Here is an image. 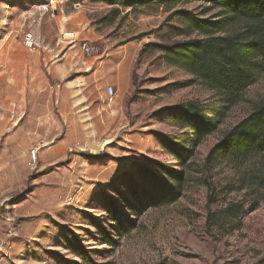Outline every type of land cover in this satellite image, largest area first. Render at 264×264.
<instances>
[{"label": "rangeland", "instance_id": "1", "mask_svg": "<svg viewBox=\"0 0 264 264\" xmlns=\"http://www.w3.org/2000/svg\"><path fill=\"white\" fill-rule=\"evenodd\" d=\"M176 8L200 13L205 5L183 0ZM168 14L104 0H0V57L13 59L16 81L14 107H0V264H264V203L244 217L239 231L221 236L204 226L207 210L254 198L248 188L240 190L252 164L237 170L219 161L207 168L204 158L264 102V65L243 101L196 145L181 198L134 216L137 228L122 237L110 228L108 201L130 215L121 199L141 168L159 176V166L179 168L162 141H181L184 130L160 112L187 101L218 105L212 92L146 46L182 40L170 34L175 20ZM64 29L78 31L92 46L85 57L91 70L102 62L98 77L118 84H92L89 107L61 100L71 101L66 93L74 70L61 77L45 69L44 61L66 50L58 41ZM24 32L41 43L38 52L23 48ZM2 84L0 78V94ZM107 86L116 91L111 103ZM207 184L215 204H207ZM69 243L82 247L91 263L68 250Z\"/></svg>", "mask_w": 264, "mask_h": 264}, {"label": "trees", "instance_id": "2", "mask_svg": "<svg viewBox=\"0 0 264 264\" xmlns=\"http://www.w3.org/2000/svg\"><path fill=\"white\" fill-rule=\"evenodd\" d=\"M110 6L124 9L139 7L163 8L172 37L182 40L171 44H148L158 51L163 61L185 71L208 91L212 92L218 105L187 101L165 108L160 112L177 127L184 130L181 141H162V146L178 165L177 170L159 166L160 176L141 168L138 181L126 186L127 197L122 202L127 215L108 201L106 213L112 233L122 237L137 228L136 217L142 211L157 209L176 203L182 196L186 171L194 155L196 145L212 134L225 112L243 101L245 91L252 86L264 65V0H188L205 5L200 13L177 9L183 0H104ZM219 161H226L239 170L246 164L255 168L246 176L241 189L248 188L254 195L250 202H232L216 210H207L205 229L221 236L239 231L244 217L264 203V102L237 124L226 131L209 149L204 158L207 168ZM207 204H215L212 188ZM247 191V192H248ZM249 193V194H250ZM103 234V233H102ZM112 247L118 241L110 239ZM74 255L91 263L84 249L71 243L67 246Z\"/></svg>", "mask_w": 264, "mask_h": 264}, {"label": "crops", "instance_id": "3", "mask_svg": "<svg viewBox=\"0 0 264 264\" xmlns=\"http://www.w3.org/2000/svg\"><path fill=\"white\" fill-rule=\"evenodd\" d=\"M126 53V50H125ZM48 61H44L45 69L49 74L59 75L61 77L66 76L69 72L73 71L78 74L77 78H75L74 83L71 82L70 92L68 96V92L66 96L70 98L71 101L62 95V102H66L67 105L75 104V106H82L86 104V107H89L90 101L87 97V93L91 91L92 84L94 87L103 83L105 85H111L114 82L111 81V77L104 76L102 79L98 77L97 70L100 68L102 62H99V66L95 70H91L92 66L88 68L82 67L77 59L72 57H50L47 59ZM88 63V62H87ZM0 78L3 81L2 84V94H0V107L2 109L11 110L15 105V67L12 58L9 57H0ZM105 66H103L104 68ZM25 70V68H24ZM28 71L30 68L27 69ZM127 70V69H126ZM131 69L127 70V80H130ZM100 80V81H99ZM116 86L118 85L117 83ZM98 91V90H97ZM99 92V91H98ZM79 93H81V98L79 97ZM105 95V94H104ZM64 96V98H63ZM100 99L101 95L99 94ZM98 103V101H96ZM92 105V103H91ZM103 103L100 102L97 104V107H103Z\"/></svg>", "mask_w": 264, "mask_h": 264}, {"label": "built area", "instance_id": "4", "mask_svg": "<svg viewBox=\"0 0 264 264\" xmlns=\"http://www.w3.org/2000/svg\"><path fill=\"white\" fill-rule=\"evenodd\" d=\"M79 7V5H76ZM59 44L65 45L66 50L60 55L62 57H72L78 60V63L84 67L88 68L87 61L85 57L90 56L93 52L92 46L86 39L80 37L78 31L72 29H64L60 31L59 34ZM21 44L23 48L29 52H38L42 46L38 39L34 36L32 32H24L22 35ZM59 55H54L53 57H58ZM105 95L107 102L111 103L116 96V91L112 86H107L105 89ZM35 160V159H34ZM2 249L0 245V250Z\"/></svg>", "mask_w": 264, "mask_h": 264}, {"label": "bare ground", "instance_id": "5", "mask_svg": "<svg viewBox=\"0 0 264 264\" xmlns=\"http://www.w3.org/2000/svg\"><path fill=\"white\" fill-rule=\"evenodd\" d=\"M43 10H45V7H42Z\"/></svg>", "mask_w": 264, "mask_h": 264}]
</instances>
